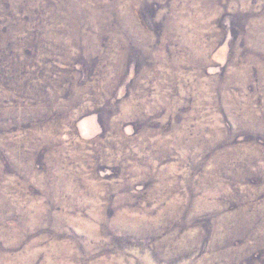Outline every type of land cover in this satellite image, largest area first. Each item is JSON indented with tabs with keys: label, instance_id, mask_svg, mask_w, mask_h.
I'll return each instance as SVG.
<instances>
[{
	"label": "rangeland",
	"instance_id": "1",
	"mask_svg": "<svg viewBox=\"0 0 264 264\" xmlns=\"http://www.w3.org/2000/svg\"><path fill=\"white\" fill-rule=\"evenodd\" d=\"M0 264H264V0H0Z\"/></svg>",
	"mask_w": 264,
	"mask_h": 264
}]
</instances>
